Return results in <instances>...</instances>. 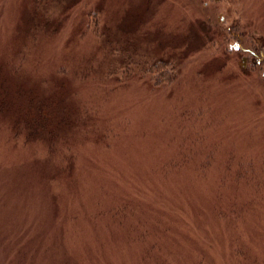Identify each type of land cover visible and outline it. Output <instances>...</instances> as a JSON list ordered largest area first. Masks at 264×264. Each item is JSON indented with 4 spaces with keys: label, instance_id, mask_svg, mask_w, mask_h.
Listing matches in <instances>:
<instances>
[{
    "label": "rangeland",
    "instance_id": "rangeland-1",
    "mask_svg": "<svg viewBox=\"0 0 264 264\" xmlns=\"http://www.w3.org/2000/svg\"><path fill=\"white\" fill-rule=\"evenodd\" d=\"M0 264H264V0H0Z\"/></svg>",
    "mask_w": 264,
    "mask_h": 264
}]
</instances>
